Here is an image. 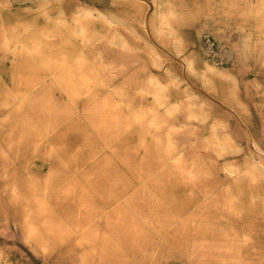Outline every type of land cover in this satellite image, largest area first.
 I'll list each match as a JSON object with an SVG mask.
<instances>
[{"label":"rangeland","instance_id":"obj_1","mask_svg":"<svg viewBox=\"0 0 264 264\" xmlns=\"http://www.w3.org/2000/svg\"><path fill=\"white\" fill-rule=\"evenodd\" d=\"M0 264H264V0H0Z\"/></svg>","mask_w":264,"mask_h":264}]
</instances>
